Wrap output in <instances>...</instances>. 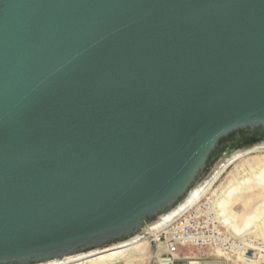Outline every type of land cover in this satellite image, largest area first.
<instances>
[{"label":"water","instance_id":"water-1","mask_svg":"<svg viewBox=\"0 0 264 264\" xmlns=\"http://www.w3.org/2000/svg\"><path fill=\"white\" fill-rule=\"evenodd\" d=\"M263 132L264 0H0V264L134 232Z\"/></svg>","mask_w":264,"mask_h":264},{"label":"bare ground","instance_id":"bare-ground-1","mask_svg":"<svg viewBox=\"0 0 264 264\" xmlns=\"http://www.w3.org/2000/svg\"><path fill=\"white\" fill-rule=\"evenodd\" d=\"M257 135V140L251 143H246L237 134L232 140L222 142L189 189L174 204L147 219L134 232L93 248L25 264H142L150 254L149 235L165 227L207 194L210 195L209 210L214 213L222 228L226 229V233L239 242V250L234 255L236 261L256 263L264 260V245L260 247L256 243V240L262 239L264 244V154L244 158L254 151L260 153V149H264V132ZM238 159L242 160L235 165V171L229 174L226 183L212 190L210 184L219 172ZM253 197L259 198V204L255 207L243 209L242 213L234 210L237 202H242L246 207ZM252 250L258 254L257 259L256 255L251 256ZM231 257L217 250V258L230 260ZM178 262L181 261L174 264Z\"/></svg>","mask_w":264,"mask_h":264},{"label":"built area","instance_id":"built-area-1","mask_svg":"<svg viewBox=\"0 0 264 264\" xmlns=\"http://www.w3.org/2000/svg\"><path fill=\"white\" fill-rule=\"evenodd\" d=\"M209 198L210 195L201 198L165 227L149 235L155 264L190 260L203 264L213 254L217 256V250L224 255L237 254L239 242L226 233L209 210Z\"/></svg>","mask_w":264,"mask_h":264},{"label":"rangeland","instance_id":"rangeland-1","mask_svg":"<svg viewBox=\"0 0 264 264\" xmlns=\"http://www.w3.org/2000/svg\"><path fill=\"white\" fill-rule=\"evenodd\" d=\"M260 150H262L260 153L259 152H252V153H250L249 155H247L246 157H244V158H252L253 156H255V155H263L264 154V149H260ZM257 151V150H256ZM240 160H242V159H238V160H236V161H233V162H231L230 164H228L226 167H225V169L222 171H220V169L222 168V165L219 167V169H218V171H220L219 172V174L217 175V177L212 181V183L210 184L212 187H213V189L212 190H214V189H219V187L222 185V184H225L226 183V181H227V179L229 178V174L230 173H233L234 171H235V165L236 164H238V162L240 161ZM208 195V194H207ZM206 195V196H207ZM205 196H203L202 198H204ZM251 204V205H250ZM257 204H259V198H257V197H253L251 200H250V202L247 204V206L246 207H244L243 206V204H242V202H237V204L234 206V210L236 211V212H238V213H242V211H244V210H249V209H251V208H253V207H255ZM244 209V210H243ZM224 230H226L225 228H223ZM256 243H259L260 245V247H262V245H264L263 244V241H262V239H258V240H256ZM251 253V252H250ZM254 253V255L253 256H255L256 255V253H255V251L253 252ZM153 255H154V249L152 248V249H150V254H149V256H148V258L147 259H145V261H144V263H142V264H155V260H154V257H153ZM229 256V255H228ZM246 256H248V254H246ZM252 256V257H253ZM235 257V258H234ZM258 258V254L255 256V259H257ZM259 262H254V263H250V262H245V263H242V262H240V261H236V256H233V257H231V259L230 260H226V259H224V258H217V256H216V254H213L212 256H210L209 258H208V260L207 261H205V262H203V264H264V260L262 259V261L261 260H258ZM181 262H186V263H188V264H191V262H194V263H196V264H200L199 263V261L198 260H195V261H193V260H190V261H181Z\"/></svg>","mask_w":264,"mask_h":264}]
</instances>
